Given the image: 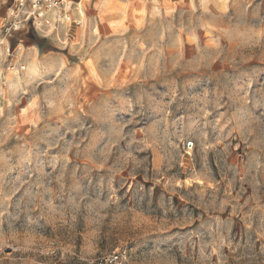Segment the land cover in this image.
Listing matches in <instances>:
<instances>
[{"label":"rangeland","instance_id":"374dc122","mask_svg":"<svg viewBox=\"0 0 264 264\" xmlns=\"http://www.w3.org/2000/svg\"><path fill=\"white\" fill-rule=\"evenodd\" d=\"M68 2L0 0V264H264V0Z\"/></svg>","mask_w":264,"mask_h":264},{"label":"built area","instance_id":"2783aa9c","mask_svg":"<svg viewBox=\"0 0 264 264\" xmlns=\"http://www.w3.org/2000/svg\"><path fill=\"white\" fill-rule=\"evenodd\" d=\"M67 0H15L13 26L19 19L23 24L30 25L39 33L56 31L59 26L71 20L70 12L67 10ZM14 27V28H15ZM97 264H123L120 255L116 252L100 260Z\"/></svg>","mask_w":264,"mask_h":264},{"label":"bare ground","instance_id":"6f19581e","mask_svg":"<svg viewBox=\"0 0 264 264\" xmlns=\"http://www.w3.org/2000/svg\"><path fill=\"white\" fill-rule=\"evenodd\" d=\"M66 2L69 3L68 0Z\"/></svg>","mask_w":264,"mask_h":264}]
</instances>
